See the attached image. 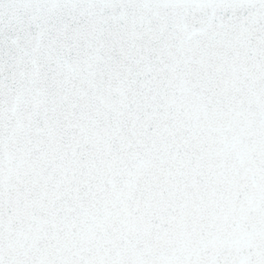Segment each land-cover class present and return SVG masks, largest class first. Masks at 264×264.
Returning a JSON list of instances; mask_svg holds the SVG:
<instances>
[{"label":"snow or ice","instance_id":"snow-or-ice-1","mask_svg":"<svg viewBox=\"0 0 264 264\" xmlns=\"http://www.w3.org/2000/svg\"><path fill=\"white\" fill-rule=\"evenodd\" d=\"M0 264H264V0H0Z\"/></svg>","mask_w":264,"mask_h":264}]
</instances>
